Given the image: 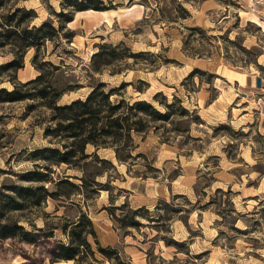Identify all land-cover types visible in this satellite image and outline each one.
<instances>
[{
    "label": "rangeland",
    "instance_id": "obj_1",
    "mask_svg": "<svg viewBox=\"0 0 264 264\" xmlns=\"http://www.w3.org/2000/svg\"><path fill=\"white\" fill-rule=\"evenodd\" d=\"M60 3L20 0L16 6L35 11L31 25L48 20L57 27L54 13L61 10ZM112 3L104 14L94 10L75 13L40 51L44 60L59 67L47 68L46 80L62 87L76 85L57 104L84 99L96 82L106 83V90L125 82L126 97L146 100L161 112L165 108L158 101L172 103L175 97L188 114L180 115L176 101L168 121L155 123L156 129L151 128L144 139L133 135L137 146L132 155L143 157L119 164L111 149H99L97 155L115 167L96 177L101 187L73 192L68 198H48L40 207L9 213L26 230L51 228L53 234L33 244L0 240V264H49L56 246L68 241L59 227L74 221L78 211L90 218L99 246L115 248L126 264H264V200L250 196L264 179V118L252 111L251 118L240 119L232 99L237 88L234 79L264 77V0ZM68 32L73 34L70 42L62 34ZM119 43L124 50L119 48L116 53L122 59L94 72L98 62L93 64L91 57L97 46ZM10 50L9 45L0 48V65L12 58ZM33 54L34 49L26 51L24 67L15 75L0 70V88L11 90V81L24 83L38 75L30 62ZM54 126L51 110L39 100L0 102V186L21 184L17 174L43 165L30 157L33 150L66 142L45 135ZM91 151L92 146H87L86 152ZM51 170L54 179L82 174L65 165ZM46 187L55 190L53 184ZM216 189L223 192L216 193ZM70 192L68 187L60 190ZM174 195L184 196L191 204L183 198L172 200ZM159 200L173 203L174 208L161 205L154 212ZM124 201L131 208L144 206L153 216L171 219L161 220L158 227L140 219L145 225L139 230L121 229L106 209ZM113 213L123 215L120 210ZM163 237L182 245L166 246ZM87 242L97 264H110L97 252L93 237L88 236Z\"/></svg>",
    "mask_w": 264,
    "mask_h": 264
},
{
    "label": "trees",
    "instance_id": "obj_2",
    "mask_svg": "<svg viewBox=\"0 0 264 264\" xmlns=\"http://www.w3.org/2000/svg\"><path fill=\"white\" fill-rule=\"evenodd\" d=\"M20 0H0V48L10 46L9 51L12 58L0 65V70H10L14 75L24 67V55L27 50L34 49V54L30 60L31 65L39 73L33 79L24 83L12 82L13 88L7 90L0 88V102H14L25 99L39 100L40 104L51 110V121L55 122L54 127L47 128L45 135L51 138H59L62 141L59 146L43 147L35 149L30 153V157L39 160L43 165H34L35 168L17 174L21 184H2L0 186V240L12 239L19 242L33 244L41 237L52 236V229L36 228L26 230L18 221L9 217L11 212H21L28 207H40L46 199L68 198L73 192L83 193L87 189L93 191L101 184L96 181V177L101 176L107 168L115 169L114 165L97 155L99 149H111L116 161L127 163L141 154L132 155L136 146L133 135L141 136L142 139L151 128L156 129L155 123L168 121L174 114L173 108L177 101L175 97L172 103L166 101L158 104L165 108L164 112L159 111L150 102L141 99H131L125 96V89L128 85L125 82L117 87L106 90V83L96 82L90 87V91L84 99H74L70 102L58 105L57 101L67 91H71L76 85L62 87L46 80L47 68L58 70L59 67L52 64L40 55V51L45 48L47 41L53 40L66 28V24L73 20L74 14L86 10L104 11L111 9L113 0H61V10L54 13L57 17L58 26L54 27L51 21H42L39 25H31L36 18L33 9L17 7ZM23 1V0H22ZM117 4V3H116ZM31 25V26H30ZM66 42H70L73 34L71 32L62 33ZM123 43L115 46L110 44L98 45V51L91 57L94 64L93 71L99 73L101 65L112 64L113 61L122 59L116 53L117 49H123ZM125 50L127 49L124 47ZM124 50V49H123ZM131 56H136L133 54ZM97 60V62H96ZM16 79L15 77L13 80ZM145 84L144 81L138 80ZM147 85V84H146ZM135 90L142 93L141 88ZM179 105V101H177ZM181 116H187V111L179 105ZM168 140L162 139V142ZM92 146V151L87 153V146ZM65 165L68 169H77L82 172L80 176L61 175L54 179L52 166L60 167ZM90 168V169H89ZM72 180H78L76 184ZM25 184V185H24ZM46 184H53L55 190L50 191ZM207 187L209 185H206ZM64 187L71 189L70 193H60ZM100 189V188H98ZM223 192L216 189V193ZM230 194V191H227ZM183 198L187 204H191L184 196L174 195L172 200ZM207 204H211L208 201ZM174 208L173 203H166L159 200L154 207V212L160 206ZM172 212H189L188 209H170ZM122 211L123 215H115L113 210ZM121 229L134 228L139 230L143 225L140 219H145L147 224L159 226L161 220L169 221L171 217L162 215L153 216L144 206L131 208L127 201L122 202L117 207L106 209ZM144 211V215L140 212ZM185 222V221H184ZM60 231L68 238L66 244L59 243L55 251L49 258V264L61 261H72L74 264H97L94 258L87 237L94 238L97 252L105 257L110 264H126L122 261L119 252L110 246L102 248L95 239V232L92 222L86 213L78 211L74 221H68L59 227ZM155 235L154 237H158ZM166 246L179 247L178 243L166 237L161 238Z\"/></svg>",
    "mask_w": 264,
    "mask_h": 264
},
{
    "label": "crops",
    "instance_id": "obj_3",
    "mask_svg": "<svg viewBox=\"0 0 264 264\" xmlns=\"http://www.w3.org/2000/svg\"><path fill=\"white\" fill-rule=\"evenodd\" d=\"M223 78L222 76H220ZM258 75H249L241 80L234 79V84L237 88L233 96L235 100L234 110L239 111L240 119L244 116L252 117V113L259 112V115L264 118V77L260 78V87H256L255 81ZM214 101V100H212ZM252 120V119H251ZM250 121L248 124H251ZM251 197H257L259 200H264V179H261L256 188L253 189ZM262 196V197H261Z\"/></svg>",
    "mask_w": 264,
    "mask_h": 264
},
{
    "label": "water",
    "instance_id": "obj_4",
    "mask_svg": "<svg viewBox=\"0 0 264 264\" xmlns=\"http://www.w3.org/2000/svg\"><path fill=\"white\" fill-rule=\"evenodd\" d=\"M255 84H256V87H258V88L260 87V78L259 77L256 78ZM62 262H67V261H62Z\"/></svg>",
    "mask_w": 264,
    "mask_h": 264
},
{
    "label": "bare ground",
    "instance_id": "obj_5",
    "mask_svg": "<svg viewBox=\"0 0 264 264\" xmlns=\"http://www.w3.org/2000/svg\"><path fill=\"white\" fill-rule=\"evenodd\" d=\"M100 13H105V11H103V12H100ZM92 53V52H91ZM195 60V59H194ZM197 61V60H196ZM188 63V62H187ZM196 63V62H195ZM27 66V65H26ZM29 67H31L30 65H29ZM234 78V77H233ZM71 261H67V262H61L60 264H66V263H70ZM58 264V263H57Z\"/></svg>",
    "mask_w": 264,
    "mask_h": 264
}]
</instances>
